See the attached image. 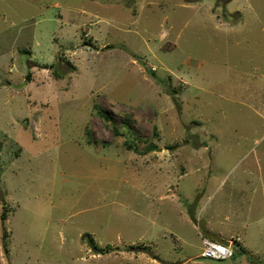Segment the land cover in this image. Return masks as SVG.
I'll list each match as a JSON object with an SVG mask.
<instances>
[{
    "label": "rangeland",
    "instance_id": "rangeland-1",
    "mask_svg": "<svg viewBox=\"0 0 264 264\" xmlns=\"http://www.w3.org/2000/svg\"><path fill=\"white\" fill-rule=\"evenodd\" d=\"M229 191L264 264V0H0V264L185 262Z\"/></svg>",
    "mask_w": 264,
    "mask_h": 264
},
{
    "label": "crops",
    "instance_id": "crops-1",
    "mask_svg": "<svg viewBox=\"0 0 264 264\" xmlns=\"http://www.w3.org/2000/svg\"><path fill=\"white\" fill-rule=\"evenodd\" d=\"M250 179L251 180L247 182V185L249 187L251 185L249 183L253 180V178L250 177ZM246 192H248V190H246ZM232 193H233V191H229V192L225 193L223 195V197L221 198V201L219 202L220 204L219 205H217L218 203L216 204L217 207H215L213 210H211L208 213V215L205 216L206 221L205 220L204 221L206 222L207 229L211 233H213L214 235H217V236L221 237L222 239L229 241L231 248H234L236 245H238V246L242 247L243 249H245V251H246L245 253H247L248 251L246 249V243L243 241L244 235L246 233V229L242 227V221H241V218L245 215L241 214L242 203L237 202V200L234 198V196H243V197H246V199H247L248 194L246 195V193H244V194L243 193L232 194ZM206 195L207 194H201L200 197L204 198ZM202 199L199 202V206L197 209L198 213L196 211L194 212L196 222H197V217L201 218V215H202L204 207H205V206L203 207L201 205ZM239 200H242V199H239ZM226 215H232L235 218L239 217L238 218L240 220L239 223L238 222L234 223V225L236 227L235 231L228 229V227L224 226L223 223L221 222V219ZM187 220L193 226L194 230H196L198 232L201 241L203 239H205L206 237L204 235H202V233H200V230L198 229V223L196 224L194 220L192 221V219L190 217H188V215H187ZM225 220L230 221V219L228 217H226ZM245 253H241V254H245ZM152 256H153V259L157 260L161 264H187L190 262L191 263L198 262V261H195L194 257H201V254L196 255V256H192L191 258H189L185 262H179L177 257L174 258L175 256L173 257V261L175 260L174 262L168 261V259L163 257L162 254L153 255V253H152ZM198 263H203V262H198Z\"/></svg>",
    "mask_w": 264,
    "mask_h": 264
},
{
    "label": "built area",
    "instance_id": "built-area-1",
    "mask_svg": "<svg viewBox=\"0 0 264 264\" xmlns=\"http://www.w3.org/2000/svg\"><path fill=\"white\" fill-rule=\"evenodd\" d=\"M234 251L231 247L219 244L209 238L203 239L202 258L214 260H231Z\"/></svg>",
    "mask_w": 264,
    "mask_h": 264
},
{
    "label": "water",
    "instance_id": "water-1",
    "mask_svg": "<svg viewBox=\"0 0 264 264\" xmlns=\"http://www.w3.org/2000/svg\"><path fill=\"white\" fill-rule=\"evenodd\" d=\"M198 228H199L200 232L202 233V235H204L205 237L210 238V239L218 242L219 244H223L225 246H230V242L229 241H226V240L222 239L221 237L211 233L207 229L206 222L204 220H200L198 222ZM195 261L206 262V263H209V264H231L229 260L197 259Z\"/></svg>",
    "mask_w": 264,
    "mask_h": 264
},
{
    "label": "trees",
    "instance_id": "trees-1",
    "mask_svg": "<svg viewBox=\"0 0 264 264\" xmlns=\"http://www.w3.org/2000/svg\"><path fill=\"white\" fill-rule=\"evenodd\" d=\"M29 77V79H30V75H28ZM158 150V147L156 146V145H152V146H149L145 151H143L141 154H143V155H147L148 153H151V152H153V151H157ZM193 206H191L190 207V213H191V215H192V218L195 220V222H196V219H195V216H194V212H193ZM4 217H5V215H3ZM236 246H238V245H236ZM140 250H143L142 248H140ZM238 250L241 252V253H245L246 251H245V249H243L242 247H240V246H238ZM234 256H235V253H234ZM234 256H233V258H234ZM232 258V259H233Z\"/></svg>",
    "mask_w": 264,
    "mask_h": 264
},
{
    "label": "clouds",
    "instance_id": "clouds-1",
    "mask_svg": "<svg viewBox=\"0 0 264 264\" xmlns=\"http://www.w3.org/2000/svg\"><path fill=\"white\" fill-rule=\"evenodd\" d=\"M207 238V237H206ZM210 239V238H209Z\"/></svg>",
    "mask_w": 264,
    "mask_h": 264
}]
</instances>
